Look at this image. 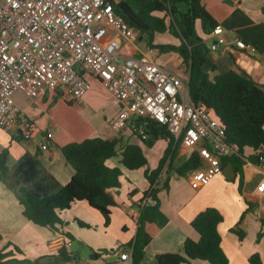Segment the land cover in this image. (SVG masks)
Wrapping results in <instances>:
<instances>
[{"label":"crops","instance_id":"0c3cea01","mask_svg":"<svg viewBox=\"0 0 264 264\" xmlns=\"http://www.w3.org/2000/svg\"><path fill=\"white\" fill-rule=\"evenodd\" d=\"M204 4L222 27V33L218 36L224 40L216 49H212L211 45L218 36L212 32L205 34L200 22L196 23L199 34L210 48L209 58L216 64V70L210 71V75L243 70L258 84L264 85V0H204ZM163 33L172 35L169 32ZM236 38L252 44L256 51L250 53L240 49L234 44ZM163 42H176V39L172 36V40L160 43ZM122 43L123 56L147 55L189 77L187 67L184 69L181 66L183 59L179 53L162 52L156 48V53L149 54L142 35L136 43L126 39ZM91 83V89L86 92L82 103L69 94L50 88L39 90L34 97H27L20 91L14 93L16 104L32 122L33 128L31 136L25 138L19 123L7 130L0 127V151L8 147L9 168L12 169L26 152H39L43 172L52 175L60 184H65L71 179L74 170L67 162L61 146L85 138H112L116 135L122 137L120 148L127 143L140 144L147 156V164L137 169V173L127 176V186L111 189L116 204L111 206L108 224L103 214L85 200L75 201L69 208L61 210L59 215L64 221L63 229L73 238L28 219L15 193L0 181V251H12L8 258L21 262L17 264H26L27 260L34 261L42 257L43 264H123L119 250L131 248L127 245L136 234L141 211L139 202L145 192L154 186L159 208L168 221L163 226L154 222L146 224L151 240L146 246L141 264H153L159 253L181 252L188 237L198 239L199 233L191 222L208 207L217 209L222 215L218 230L228 264H249L248 259L254 253L260 255L264 264V234L259 237L260 232L264 233V193L257 189L258 184L264 180V160H254L260 150L250 146L243 149L241 184V175L232 165L234 175L230 169L226 172L222 170L208 184L196 187L188 174L180 175L174 168L188 158V150L180 144L172 159L173 168L169 171L166 168L156 178L158 182L151 184L145 172L158 166L170 139L160 137L151 147L143 145L135 132L137 117H132L124 129L114 130L111 120L119 112L121 104L97 78H91ZM109 161L107 163L113 166ZM143 178L146 181L143 188H140L138 183ZM79 221L89 226H83ZM58 238L65 240L64 248L71 258L64 259L59 254V248L49 246L51 240ZM111 250L115 251L106 252ZM129 252L131 254V250ZM182 264L210 262L193 259Z\"/></svg>","mask_w":264,"mask_h":264},{"label":"trees","instance_id":"16d2710c","mask_svg":"<svg viewBox=\"0 0 264 264\" xmlns=\"http://www.w3.org/2000/svg\"><path fill=\"white\" fill-rule=\"evenodd\" d=\"M113 9L129 25L139 30L148 46L162 52L179 53L189 71L187 85L190 98L196 105L201 102V105L211 108L225 127L227 140L239 147L237 153L222 158V166L228 163L233 165L241 179L244 146L264 151V85L258 84L243 70L210 75V71L216 70V64L209 58L210 48L199 34L196 23L200 22L205 34L211 33L219 23L206 8L204 0H118L113 2ZM163 32L172 34L176 42L155 43V34ZM135 122L136 134L148 147L160 137L170 139L158 166L145 172L152 184L168 158L170 161L167 171L173 168L171 163L180 146V140H175L166 125L153 119L138 117ZM140 125L145 126V138L138 132ZM121 141L120 135L112 138L97 136L61 146L67 162L74 170L71 179L65 184H60L52 175L43 172L39 152H26L12 169L9 168L7 147L0 151V181L15 193L23 206V214L28 219L73 238L64 231V221L59 212L69 208L75 201H87L91 207L103 214L106 224L110 221L111 206L116 204L111 189L120 188V177L123 173L121 167L110 166L107 161L120 154L121 165L130 170L141 168L148 162L140 144L127 143L118 149ZM198 165V152L195 151L174 168L178 174L186 175ZM156 192L153 189L150 196L157 198ZM148 193L146 191L145 195ZM221 220V213L213 207L198 213L191 224L199 233V238H186L181 252L157 254V264H182L193 259L207 260L210 264H228L227 256L221 248V235L218 230ZM167 221L168 218L160 210L158 203H146L141 207L135 237L127 245L131 247L132 264H141L144 260L146 246L151 240L146 224L154 222L163 226ZM79 223L89 226L82 221ZM263 234L260 232L259 237ZM14 248L19 251V248ZM11 254L12 251L1 250L0 264L21 263L9 259ZM59 254L64 259L71 258L64 247L59 249ZM42 258L27 260L26 264H43ZM248 261L249 264H263L258 253L252 254Z\"/></svg>","mask_w":264,"mask_h":264},{"label":"built area","instance_id":"2783aa9c","mask_svg":"<svg viewBox=\"0 0 264 264\" xmlns=\"http://www.w3.org/2000/svg\"><path fill=\"white\" fill-rule=\"evenodd\" d=\"M115 1L0 0V127L7 130L19 123L22 135L31 136L33 124L16 104V91L34 97L50 88L82 103L92 86L90 78L95 77L121 104L111 120L114 130L124 129L132 117L166 125L188 150V157L198 152V167L187 173L192 184H208L223 170L222 158L237 153L238 145L227 140L225 127L211 108L192 101L188 76L147 55H122L123 39L136 43L140 32L115 12ZM222 30L217 25L212 33L218 36ZM222 42L218 36L211 48ZM234 44L256 51L241 38ZM146 52L154 54L156 48L147 45ZM138 132L146 137L145 126L140 125ZM258 157L264 160V152ZM153 189L141 199V207L158 203L150 196ZM257 189L264 193V180ZM49 246L60 249L65 240L53 239ZM129 250H119L123 264H132Z\"/></svg>","mask_w":264,"mask_h":264},{"label":"rangeland","instance_id":"374dc122","mask_svg":"<svg viewBox=\"0 0 264 264\" xmlns=\"http://www.w3.org/2000/svg\"><path fill=\"white\" fill-rule=\"evenodd\" d=\"M172 40V35H169L168 33H161L160 35H155L154 36V42L155 43H160L161 41H170ZM181 66L186 69V65L184 63L181 64ZM91 78H94V77H91ZM90 78V80H91ZM136 140H138L137 137H135ZM158 139L154 140L153 144L157 143ZM143 144V143H142ZM145 145V144H143ZM153 146V145H152ZM148 147V146H147ZM249 146H244V149H248ZM118 149H120V145H118L117 147ZM119 159H120V155L117 154L116 156H114L113 158L110 159L109 163L113 166H119L121 167V169H123V174L122 176L120 177V181H121V186H127L128 185V182H129V179H128V175L130 173H137V169H134V170H128V169H124L122 168L120 162H119ZM139 169V168H138ZM186 178V177H184ZM144 181H146V179H141L140 182L141 183H138L140 188H143V183ZM121 189V188H120Z\"/></svg>","mask_w":264,"mask_h":264},{"label":"water","instance_id":"95a60500","mask_svg":"<svg viewBox=\"0 0 264 264\" xmlns=\"http://www.w3.org/2000/svg\"><path fill=\"white\" fill-rule=\"evenodd\" d=\"M202 103L200 102L199 103V105H201ZM254 160L255 161H259V157H258V155H255L254 156ZM228 167H224L223 168V170H224V172H226L227 171V169H230V170H232V174L234 175V173H233V166L231 165V164H229V165H227ZM226 176L228 177V175L226 174ZM153 264H157V262L155 261V262H153Z\"/></svg>","mask_w":264,"mask_h":264}]
</instances>
